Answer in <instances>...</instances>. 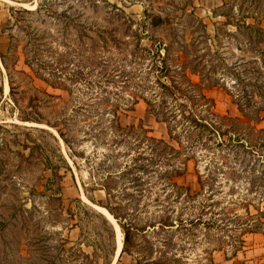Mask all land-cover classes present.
Wrapping results in <instances>:
<instances>
[{
    "label": "rangeland",
    "instance_id": "374dc122",
    "mask_svg": "<svg viewBox=\"0 0 264 264\" xmlns=\"http://www.w3.org/2000/svg\"><path fill=\"white\" fill-rule=\"evenodd\" d=\"M231 1L0 0V53L5 55V63L0 56V264H138L133 254L121 250L117 255L115 224L100 208L111 213L90 199L106 200V190L93 184L91 173L96 174L92 169L96 152L107 148L96 144L97 117L85 120L86 106L82 104L102 94L114 98L117 86L111 81L100 83L101 68L96 60L102 55L125 58L127 48L137 41L132 36L136 32L147 36L142 42L145 46L156 40L173 42L172 52L178 56L181 46L177 41L190 43L203 33L193 13L203 19L213 37L216 26L226 20L215 13L226 11L222 5ZM39 4L43 6L36 11ZM23 9L35 11L29 14ZM155 15L170 17L171 24L152 26ZM17 19L21 27L14 25ZM230 40L231 49L225 53L234 61L239 54ZM32 44L41 60L39 65L28 63ZM80 65L88 66L84 75L79 74L83 70ZM233 82V78L225 80L229 88ZM205 92L214 100L218 113L243 118L226 89L217 86ZM125 98L129 99L128 94ZM126 100L122 103L128 104ZM118 114L123 126L143 125L151 135H166L143 99L129 107L122 105ZM55 119L70 128L76 151L91 157L90 162L78 156V164L74 162L57 129L45 121ZM259 126L264 127V113ZM176 181L189 187L193 195L200 190L194 160ZM157 195H165L159 185L152 192L153 198ZM174 205L177 211L182 206ZM161 207L151 205L150 210ZM142 213L139 225L145 226L146 214ZM121 234L123 239L122 230ZM164 236L162 230L150 229L142 231L139 239L158 257ZM174 239H179L178 234ZM206 246L190 241L178 252L185 256L184 262L197 264ZM226 254L230 256L231 251L214 252L216 264H232L235 259L263 262L264 234H248L246 246L236 258L226 260Z\"/></svg>",
    "mask_w": 264,
    "mask_h": 264
},
{
    "label": "trees",
    "instance_id": "16d2710c",
    "mask_svg": "<svg viewBox=\"0 0 264 264\" xmlns=\"http://www.w3.org/2000/svg\"><path fill=\"white\" fill-rule=\"evenodd\" d=\"M223 8L226 11L215 16L226 20L216 26L213 37L203 19L193 13L203 33L190 43L177 41L181 46L178 56L172 52L173 42L156 40L145 46L142 42L147 36L136 32L132 36L137 41L127 48L125 58L102 55L96 60L101 68L100 83L111 81L117 86L114 98L102 94L82 104L86 106L85 120L97 117L96 144L107 148L96 152V166H92L96 174L91 173L93 184L106 190V200L90 199L117 220L124 234L122 253L133 254L138 264H193L184 262L185 256L178 252L190 241L207 244L197 264H216L214 252L231 251L226 260H232L245 248L248 234H264V127L259 126L264 113V0H232ZM22 11L30 14L35 10ZM171 21L160 15L151 18L154 27ZM14 25L21 27L19 19ZM230 39L239 54L234 61L225 53L231 49ZM34 46L28 63L39 65ZM0 56L5 63V55ZM86 67L81 66L79 74L84 75ZM227 78L234 79L233 88L226 85ZM217 86L232 96L243 118L216 111L214 100L205 91ZM139 99L146 101L149 114L164 126L166 135L157 137L143 125L120 123L121 106L129 107ZM94 104L97 108L93 110ZM56 119L45 121L57 129L70 157L76 164V156L90 162L91 157L76 151L70 128ZM190 160L196 163L200 186L194 195L176 181L185 174ZM158 185L164 198L152 197ZM126 199L129 202L123 204ZM174 203L182 204L178 211ZM151 205L163 208L151 211ZM142 212L145 226L139 225ZM150 229L165 235L158 257L139 239L142 231ZM177 234L183 244L174 239ZM232 264L264 261L235 259Z\"/></svg>",
    "mask_w": 264,
    "mask_h": 264
},
{
    "label": "bare ground",
    "instance_id": "6f19581e",
    "mask_svg": "<svg viewBox=\"0 0 264 264\" xmlns=\"http://www.w3.org/2000/svg\"><path fill=\"white\" fill-rule=\"evenodd\" d=\"M9 90V86H6V91ZM102 210V212L104 213V215L112 222L115 224L116 227V231H117V238H118V253L117 255L121 252L122 248H123V239H122V234H121V228L120 226L117 224V222L114 220L113 216L111 214H109L107 211L103 210L100 208V211Z\"/></svg>",
    "mask_w": 264,
    "mask_h": 264
},
{
    "label": "crops",
    "instance_id": "0c3cea01",
    "mask_svg": "<svg viewBox=\"0 0 264 264\" xmlns=\"http://www.w3.org/2000/svg\"><path fill=\"white\" fill-rule=\"evenodd\" d=\"M5 1H11V0H5Z\"/></svg>",
    "mask_w": 264,
    "mask_h": 264
},
{
    "label": "water",
    "instance_id": "95a60500",
    "mask_svg": "<svg viewBox=\"0 0 264 264\" xmlns=\"http://www.w3.org/2000/svg\"><path fill=\"white\" fill-rule=\"evenodd\" d=\"M92 204H94V203H92ZM119 257V256H118Z\"/></svg>",
    "mask_w": 264,
    "mask_h": 264
}]
</instances>
